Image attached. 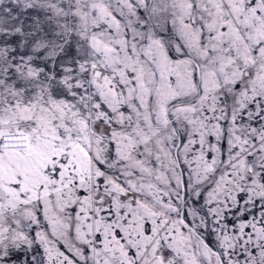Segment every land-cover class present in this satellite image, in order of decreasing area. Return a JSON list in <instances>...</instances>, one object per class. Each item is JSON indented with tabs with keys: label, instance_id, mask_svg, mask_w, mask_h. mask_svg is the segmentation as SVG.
<instances>
[{
	"label": "snow or ice",
	"instance_id": "snow-or-ice-1",
	"mask_svg": "<svg viewBox=\"0 0 264 264\" xmlns=\"http://www.w3.org/2000/svg\"><path fill=\"white\" fill-rule=\"evenodd\" d=\"M0 264H264V0H0Z\"/></svg>",
	"mask_w": 264,
	"mask_h": 264
}]
</instances>
